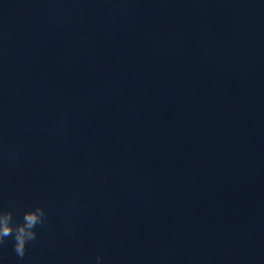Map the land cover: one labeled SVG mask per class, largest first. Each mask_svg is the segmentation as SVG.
Returning a JSON list of instances; mask_svg holds the SVG:
<instances>
[{"label": "water", "instance_id": "1", "mask_svg": "<svg viewBox=\"0 0 264 264\" xmlns=\"http://www.w3.org/2000/svg\"><path fill=\"white\" fill-rule=\"evenodd\" d=\"M0 264H264V0H0Z\"/></svg>", "mask_w": 264, "mask_h": 264}, {"label": "clouds", "instance_id": "2", "mask_svg": "<svg viewBox=\"0 0 264 264\" xmlns=\"http://www.w3.org/2000/svg\"><path fill=\"white\" fill-rule=\"evenodd\" d=\"M47 213L43 207L37 206L24 213L21 223H16L13 211L0 210V245H4L8 237L14 240V251L20 260L27 252V245L37 238L36 227L44 226ZM102 257H96V264H101Z\"/></svg>", "mask_w": 264, "mask_h": 264}]
</instances>
